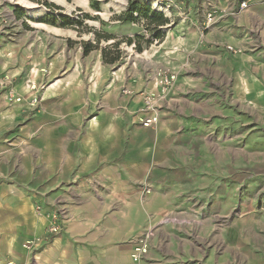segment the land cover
<instances>
[{"label":"rangeland","instance_id":"obj_1","mask_svg":"<svg viewBox=\"0 0 264 264\" xmlns=\"http://www.w3.org/2000/svg\"><path fill=\"white\" fill-rule=\"evenodd\" d=\"M147 1L171 21L165 38L141 53L123 45L122 61L108 66L101 50L84 56L79 42L94 39L87 32L92 27L120 38L135 33L148 38L143 21L116 20L128 0H0V120L7 176L24 171L22 161L32 152L27 134H42L40 126L55 120L53 114L79 108L81 102L99 108L106 101L145 111L142 101L156 96L157 74L169 70L174 85L155 108L193 118L210 155L198 153L191 180L182 183L175 207L159 219L169 221H150L158 224L151 245L169 225L170 233L161 237L168 264H264V95H239L235 79L249 70L264 81V23L249 18L251 25L234 30L244 0L224 5L219 0ZM54 4L58 9L50 7ZM208 12L217 17L209 26ZM49 14L72 19L88 14L90 19L80 25L79 36L77 30L45 22ZM228 15L235 17L231 26L223 22ZM36 246L24 249L32 253Z\"/></svg>","mask_w":264,"mask_h":264},{"label":"crops","instance_id":"obj_2","mask_svg":"<svg viewBox=\"0 0 264 264\" xmlns=\"http://www.w3.org/2000/svg\"><path fill=\"white\" fill-rule=\"evenodd\" d=\"M247 1L249 8L241 11L234 30L246 29L251 19L264 23L263 3ZM233 16L223 22L231 26ZM235 79L239 95H264V81L255 72ZM152 87L155 103L165 98L157 82ZM102 104L81 102L79 108L53 114L55 120L40 126L42 134H27L32 152L22 161L24 171L15 169L10 177L0 120V264H168L161 237L171 226L159 230L140 262L131 258L132 239L175 207L198 153L210 155L209 146L198 136L193 118L160 109L155 111L158 123L145 127L140 121L151 112ZM142 104L146 107L145 100ZM56 208L65 212L63 231L48 234ZM28 242L37 245L35 252L24 249Z\"/></svg>","mask_w":264,"mask_h":264},{"label":"trees","instance_id":"obj_3","mask_svg":"<svg viewBox=\"0 0 264 264\" xmlns=\"http://www.w3.org/2000/svg\"><path fill=\"white\" fill-rule=\"evenodd\" d=\"M127 8L119 14L117 21L121 24H136L140 20L144 22V31L149 33L148 38L143 33H135L134 35L126 34L123 38H120L115 33L110 31L100 32L94 27L90 28L87 32L93 34L92 40H81L79 43L83 50L84 56H89L95 50H101L102 61L105 65H116L122 61L125 56V49H122L123 45L131 46L138 53L143 52L146 48L150 47L154 42L162 41L165 36V28L171 23L169 17L161 11L154 10L152 5L147 0H128ZM98 5V4H97ZM95 5V9L100 10V7ZM50 7L58 6L51 5ZM19 11V10H18ZM23 12L18 13L17 17H21ZM90 19L88 14L75 17L72 19L67 15H47L43 20L50 23L53 26L71 28L77 30L79 36H82L80 31V25L83 24L85 19ZM108 43L105 47H101V43Z\"/></svg>","mask_w":264,"mask_h":264},{"label":"built area","instance_id":"obj_4","mask_svg":"<svg viewBox=\"0 0 264 264\" xmlns=\"http://www.w3.org/2000/svg\"><path fill=\"white\" fill-rule=\"evenodd\" d=\"M249 3L244 0L239 4V8L241 10L248 9ZM215 12H208L207 15V25L214 23L216 21V15H214ZM229 49L233 50L234 52H237L238 50H235L233 47H229ZM174 75L169 70H161L156 76V81L158 86L160 87L162 96H165L166 93L169 91V89L174 85ZM155 98L156 96H145V102H146V110L151 111V115L143 117L141 119L142 126L145 127H151L158 123L159 121V115L155 113ZM148 112V113H149ZM145 187V185H144ZM148 188V187H147ZM144 190L145 192H149V189ZM38 211H40V207L37 208ZM54 214L52 215V220L48 226V234H58L63 231V224H64V216L65 212L62 211L61 208H56L54 211ZM169 218L163 217L161 221L159 222V225L168 222ZM158 224L149 223L148 227L143 231L141 234L137 235L132 239L133 249L131 252V258L135 262H140L144 259L147 252L150 249L151 246V240L155 236L156 228ZM33 246L32 243H26L24 244V247L27 249H30Z\"/></svg>","mask_w":264,"mask_h":264}]
</instances>
